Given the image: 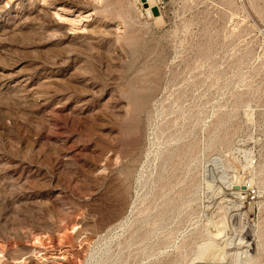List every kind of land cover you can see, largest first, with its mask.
<instances>
[{
    "label": "rangeland",
    "instance_id": "rangeland-1",
    "mask_svg": "<svg viewBox=\"0 0 264 264\" xmlns=\"http://www.w3.org/2000/svg\"><path fill=\"white\" fill-rule=\"evenodd\" d=\"M213 232L264 264V0H0V264H195Z\"/></svg>",
    "mask_w": 264,
    "mask_h": 264
},
{
    "label": "bare ground",
    "instance_id": "bare-ground-1",
    "mask_svg": "<svg viewBox=\"0 0 264 264\" xmlns=\"http://www.w3.org/2000/svg\"><path fill=\"white\" fill-rule=\"evenodd\" d=\"M210 168V167H209ZM209 171V169L207 170ZM209 173V172H208ZM225 181V180H224ZM226 184V183H225ZM227 186V185H226ZM227 188V187H226ZM225 188V189H226ZM224 189V191H225ZM249 189H247V186L240 183L236 186V188H231V189H228L226 190L227 194H224V195H227L226 199H225V203L226 204H233L234 203H237L240 204V205H247L248 204V196H249ZM225 197V196H224ZM219 201V200H218ZM221 202V201H220ZM250 204V203H249ZM232 206V205H231ZM243 206V207H244ZM242 208V207H241ZM246 207H244L245 209ZM238 210V209H237ZM240 210V209H239ZM235 214V212H233ZM240 213V212H239ZM238 215V213H237ZM236 217V216H235ZM237 219V218H236ZM213 222V221H212ZM214 223V222H213ZM233 225V224H232ZM216 228V227H215ZM216 230V229H215ZM211 232V231H210ZM225 232V231H224ZM223 236V234H222ZM231 236V234L229 235ZM244 238H249V233H245V236ZM227 240H222V241H219L218 240V237H217V234H214V232L211 234V243L209 245H206L205 247H203L200 251V256H199V262L195 263V264H218L217 260L216 259V256H217V249L216 250H213L212 251V254L209 252L211 251L214 247H216L218 244L219 245H224L225 247V250L226 252H230V251H233L234 248H228V245H229V242L233 241V236L232 237H229V238H226ZM37 241V240H36ZM240 242V241H239ZM241 243V242H240ZM247 246V244H245ZM227 246V247H226ZM248 247V246H247ZM250 247V246H249ZM221 248V247H219ZM219 248H218V251H219ZM223 250V249H222ZM221 254V253H220ZM226 255V254H225ZM218 257H219V254H218ZM217 257V258H218ZM222 261V259H220ZM220 261V263H221Z\"/></svg>",
    "mask_w": 264,
    "mask_h": 264
}]
</instances>
